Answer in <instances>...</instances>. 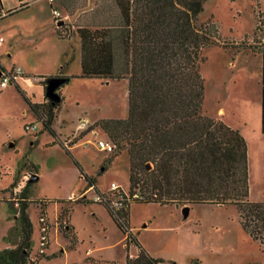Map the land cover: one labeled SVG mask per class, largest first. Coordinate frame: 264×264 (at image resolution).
<instances>
[{"label":"rangeland","instance_id":"374dc122","mask_svg":"<svg viewBox=\"0 0 264 264\" xmlns=\"http://www.w3.org/2000/svg\"><path fill=\"white\" fill-rule=\"evenodd\" d=\"M23 1L31 3V0H3L4 12L16 10L0 20L3 39L0 65L6 71L21 68L29 78L26 81L19 77L15 85L0 91V251L15 247L19 240L17 208L9 202L5 190L18 184L23 175L31 174L38 179L30 185L25 197L32 224L31 259L35 264H124L127 256L133 258L137 248L128 242L106 208L92 201L95 192L88 189L84 176L96 178V187L101 192H107L112 183L124 190L129 188L128 156L121 152L113 157L117 150L112 153L98 147L100 141L110 143L98 122L128 117L127 81L78 78L64 85L60 90L63 100L52 125L54 134L44 130L29 103L44 102L41 77L53 67L51 53L59 41L37 12V6L42 8L43 3L35 6L31 3L27 9L17 10ZM45 4L55 28L52 9L47 1ZM259 17L264 20V0H206L197 23L216 25L221 43H253L254 38H264V30L254 34ZM63 44L76 47L75 40ZM69 53L67 63L72 62V68L79 73V41L78 64L71 60L74 51ZM241 53L243 50L230 46H210L204 50L200 64L204 105L213 113L219 105L227 108L238 101L245 105L244 118L252 130L254 109L250 105H254L260 86L257 87L255 79L256 61ZM257 116L258 130L259 112ZM80 120L91 127L77 134ZM32 125L36 130L27 129ZM75 134L78 139L65 149L61 143ZM257 134H260L257 139L250 134L248 142L251 148L248 199L263 204L264 135L259 130ZM151 169L152 165L147 170ZM81 194L89 201H75ZM42 200L47 202L49 241L45 255L38 256L41 212L35 201ZM64 211L67 213L61 218ZM128 213L131 233L148 254L162 260L161 264H264V244L252 239L242 228L234 205L161 206L133 202Z\"/></svg>","mask_w":264,"mask_h":264},{"label":"trees","instance_id":"16d2710c","mask_svg":"<svg viewBox=\"0 0 264 264\" xmlns=\"http://www.w3.org/2000/svg\"><path fill=\"white\" fill-rule=\"evenodd\" d=\"M205 2L116 0L119 11L106 6L102 11H108V15L95 20L98 27L91 48L99 61L91 67L82 62L81 78L127 81L128 117L98 122L114 145L112 153L117 150L118 154L113 157L121 152L128 156V191L130 195L137 193L139 196L117 214L102 205L118 229L127 235L128 242L137 248V255L127 256L124 264L162 262L148 254L129 229L128 212L133 202L161 206L234 205L239 211L242 228L252 239L264 244V203H253L248 199L246 141L237 131L204 115L205 85L200 73L203 52L210 46H230L237 51L250 50L260 54L261 132L264 134V38H254L253 43H221L216 25L197 23ZM257 21L254 34L264 30V20L259 17ZM57 31L59 37L67 35L61 26ZM105 54L109 56L107 61L101 60L106 58ZM0 69L4 70L1 66ZM52 78L62 80L55 91L58 101L50 100L45 94L47 82ZM69 80L70 77L43 78L44 102L29 103L37 123L52 134V125L63 100L60 89ZM76 139L68 145L61 144L68 149ZM147 164L152 165L151 170H147ZM35 178L38 179L37 175H31L21 191L18 207L8 198L17 208L19 240L15 247L0 251V264H35L31 259L32 224L26 212L29 205L25 197ZM84 179L88 188L94 187V191L99 192L96 178L84 176ZM8 190L5 191L10 193ZM81 200L86 201L79 198L75 201ZM35 203L40 216L46 217L47 202ZM66 213L64 211L61 218Z\"/></svg>","mask_w":264,"mask_h":264},{"label":"crops","instance_id":"0c3cea01","mask_svg":"<svg viewBox=\"0 0 264 264\" xmlns=\"http://www.w3.org/2000/svg\"><path fill=\"white\" fill-rule=\"evenodd\" d=\"M22 1V0H19ZM45 1H47L50 9L52 7H56L57 10L61 13V15L64 18V21H61V24H57V26L54 28L52 25V20L50 17L49 10L47 8V5L45 4ZM31 3H34L33 6L39 5L43 3L42 8L40 6H37V12L39 15H41L43 21L46 24L47 30H50L51 34L54 32L55 39L59 41V45H55V51L52 55L51 53V63L52 68L48 69L45 73H43V78L48 77H70V80L66 83H70L73 80H77L78 78H81L82 74V62L85 61L87 64V67H91L95 65L99 60L96 59L95 54L92 51L91 48V41L93 40V35H95L98 24H96V21L99 17H106L108 15V11L103 12L102 10L106 6H110L111 8L118 9V5L116 3V0H55V3L53 6H51L48 2V0H31ZM0 3L2 5V9L4 10V4L3 0H0ZM27 1H23V3L19 4V7L17 10H23L27 9L30 4ZM13 10L16 9H10L7 10L6 13H10ZM61 26L62 31L66 32V36L59 37L57 27ZM76 41V47L70 46L68 48L63 43H70L71 41ZM67 41V42H65ZM78 41H79V63H80V72L78 73L77 68H72V62L69 64L67 63V59L70 58V50L74 51V56H72L71 60H74L78 64ZM3 42V39H2ZM1 42V43H2ZM0 43V44H1ZM85 43V47H83V44ZM10 46V45H9ZM243 53H245L250 59H254L255 62V79H256V85L260 86L259 91L256 89V96L254 97V105H250L251 109H254V123H253V129L249 130L248 121L244 118L243 110L245 105L240 104L237 102H231L227 108L226 106L219 105L215 109L212 110L213 113H210L207 111L205 105L203 104V111L204 115L208 118H211L216 121L222 122L224 125L229 127L232 130L237 131L246 142V144L249 142V136L250 134L255 137V139L259 138L260 134H257L258 130L261 132V115H262V86H261V73H262V57L258 53H253L250 50H243ZM241 53V54H243ZM106 58H102L101 60L107 61L108 54H105ZM252 57V58H251ZM236 59L233 62V66L236 67ZM1 66V65H0ZM243 66L242 64L240 67ZM95 69H98L97 67H94ZM27 72V71H25ZM240 74L242 73V70L240 71ZM26 81H29L28 77H25V73L23 76ZM107 82V81H106ZM65 84V85H66ZM44 90V89H43ZM61 90V89H60ZM251 100V99H250ZM252 102V100H251ZM260 103V104H259ZM247 108V106H246ZM257 112L260 114V124L258 122L259 129L257 130ZM228 114V115H227ZM58 115V112L56 116ZM56 118V117H55ZM259 120V119H258ZM76 133L78 134V131L76 130ZM262 134V132H261ZM264 135V134H262ZM75 137L76 134L74 135ZM78 138V137H77ZM251 148L249 146V143L247 145V157L251 161ZM248 174H249V168H248ZM249 180L251 181V174ZM86 201H89L88 199H85ZM138 252V251H137ZM136 254L133 256L135 257Z\"/></svg>","mask_w":264,"mask_h":264},{"label":"built area","instance_id":"2783aa9c","mask_svg":"<svg viewBox=\"0 0 264 264\" xmlns=\"http://www.w3.org/2000/svg\"><path fill=\"white\" fill-rule=\"evenodd\" d=\"M49 4L51 6L54 5L55 0H48ZM52 13L54 20L58 24L61 21H64L63 16L61 13L57 10L56 7H52ZM6 12L3 10L0 11V18L6 16ZM2 42V38H0V43ZM1 70V69H0ZM24 73L21 70V68H13L11 71H6V70H1V75H0V91L5 89L11 84H15L16 80L20 77H23ZM91 125L85 120H80L79 124L77 125V131H82L89 129ZM27 129L29 130H36V126L32 125L28 127ZM75 138V136H72L71 139H67L64 141V145H68L72 140ZM98 147L99 149L106 151V152H113L114 151V145L110 143H104L102 141L98 142ZM31 178V174H25L22 177V180L16 184L13 187H9L10 193H9V199L14 203L15 207H18V200L21 191L25 188L26 183L29 181ZM0 180H1V175H0ZM88 189H91L94 191V187H90ZM95 192V191H94ZM138 194L134 193L132 195L129 194L128 190H124L120 185H117L115 183H112L110 188L108 189L107 192H101L99 190L98 193L95 192V196L93 198V202L100 204V205H105L107 206L111 211L114 213H118L125 209L128 204L133 200L138 198ZM79 199H85L86 196L84 194L79 195ZM39 222V229H40V238H39V248L37 251L38 255H45L48 247V222L46 220L45 216H40L38 219Z\"/></svg>","mask_w":264,"mask_h":264},{"label":"water","instance_id":"95a60500","mask_svg":"<svg viewBox=\"0 0 264 264\" xmlns=\"http://www.w3.org/2000/svg\"><path fill=\"white\" fill-rule=\"evenodd\" d=\"M62 22H59V24H61ZM0 75H1V70H0ZM62 84V80L59 78H52L51 80H49L47 82V86H46V96L52 100V101H58V96L56 94V89ZM147 169H150V164H147L146 166ZM37 178L34 179V181H36ZM185 213L188 211V209L186 208Z\"/></svg>","mask_w":264,"mask_h":264}]
</instances>
